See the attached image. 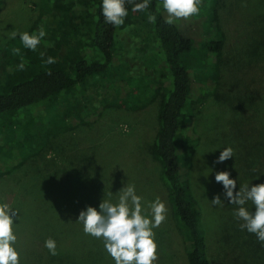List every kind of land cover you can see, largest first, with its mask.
Masks as SVG:
<instances>
[{
    "label": "rangeland",
    "instance_id": "obj_1",
    "mask_svg": "<svg viewBox=\"0 0 264 264\" xmlns=\"http://www.w3.org/2000/svg\"><path fill=\"white\" fill-rule=\"evenodd\" d=\"M38 2L0 0V49L11 39L10 31L37 33L42 28L35 24L33 13ZM224 2L220 23L226 38L219 76L212 94L195 107V205L211 264H264V244L255 234L241 230L243 221L234 215L237 206L230 204L223 185L215 181L218 172L228 171L230 179L237 180L234 192L244 185L264 183V0ZM64 9L67 26L71 14L77 23L86 18L84 0H66ZM188 35L197 50L206 41L196 22L188 24ZM113 64L117 78L123 73L137 88L133 110L118 106L121 91L113 89L111 106L90 124L97 117L92 113L98 108L93 100L99 96L90 103V94L76 87V98L69 94L0 117V204L18 211L13 220L20 264H115L103 241L85 235L77 220L88 206L99 210L103 198L117 203L118 192L127 183L135 185L145 215L157 197L167 209L165 221L153 229L158 245L154 264H188L189 241L174 216L160 166L150 153L161 96L167 90L164 65L150 29L137 22L121 32L114 44ZM108 81L113 84L100 78V83ZM67 105L77 108L68 121L63 118ZM78 114L88 123L75 125ZM40 121L44 127L38 131ZM47 129L56 131L48 136ZM31 130L42 139L36 135L27 146ZM19 141L25 146L18 148ZM227 147L233 149V157L215 163ZM216 195L223 206L211 203ZM245 207L255 211L250 201ZM48 238L56 241L58 255L45 247Z\"/></svg>",
    "mask_w": 264,
    "mask_h": 264
},
{
    "label": "trees",
    "instance_id": "obj_2",
    "mask_svg": "<svg viewBox=\"0 0 264 264\" xmlns=\"http://www.w3.org/2000/svg\"><path fill=\"white\" fill-rule=\"evenodd\" d=\"M65 1L39 0L35 3V24L46 32L36 51L24 48L19 35L15 39L11 38L0 49V70L3 74L0 81L3 83L0 117L3 113L48 104L69 94L76 98V87L81 88L84 94H90V103L94 97L99 96L97 100H93L98 107L92 112L96 116L111 106L108 100L113 95L112 91L118 88L121 91V99L118 100L124 103L118 106H124L127 110L135 109V100L138 103L137 88L131 86L130 80H126L123 73L119 74L120 79L117 78L113 64L114 44L117 36L119 38V34L127 27L130 28L137 22L145 25L150 29L162 58L166 78L164 84L167 88L161 96L157 129L150 153L160 166L161 179L169 190L174 216L189 241L186 249L187 263L211 264L200 214L195 205L193 147L198 142L195 107L204 103L212 94L222 64L226 36L220 23V9L224 6V0H201L198 15L172 24L166 22L168 17L163 10L162 0H149V8L142 12H133V5L126 3L128 16L120 27L104 21L102 0H84L86 18L77 23V18L71 14L67 26L64 17ZM150 13L156 16L155 23L149 22ZM190 22L198 23V31L206 38L198 50L193 47L194 43L188 35ZM32 32L28 33L33 34ZM14 48L20 49V55L13 53ZM41 53H44L43 57ZM21 57L25 62L23 71L17 70ZM48 57H53L56 62L46 64ZM100 78L110 80L113 84L109 81L108 84L100 83ZM103 98L106 100L103 101ZM130 100L132 105L128 104ZM100 103L102 107L99 106ZM76 110V107L67 105L63 118L68 121ZM82 118L85 117L78 114L74 118L77 122L75 125L88 123L83 122ZM97 118L98 116L90 124L95 123ZM42 127L44 125L40 121L38 131ZM48 130L50 129H47L48 136L56 131ZM38 131L31 130L33 135L26 138V145L27 142H34V137L39 136ZM39 139L42 137L39 136ZM24 146L23 141L17 144L18 148ZM31 148L35 151L38 149L36 145Z\"/></svg>",
    "mask_w": 264,
    "mask_h": 264
},
{
    "label": "clouds",
    "instance_id": "obj_3",
    "mask_svg": "<svg viewBox=\"0 0 264 264\" xmlns=\"http://www.w3.org/2000/svg\"><path fill=\"white\" fill-rule=\"evenodd\" d=\"M201 0H162L163 10L167 13V23L172 24L177 20H187L200 12ZM126 3L133 5V12H142L149 8V0L137 3L136 0H102V15L106 23L115 27L124 24L128 16ZM149 22L155 23L156 16L148 15ZM19 39L24 48L36 51L41 41L46 36L43 28L37 33H18L15 29L10 31V38ZM13 53L20 55V49L14 48ZM44 53H41V57ZM56 61L48 57L46 64L51 65ZM17 70H25V62ZM233 157V149L227 147L221 151L215 163H222ZM215 181L221 183L225 197L232 205H236L234 215L240 221L241 230L255 234L258 241L264 244V183L254 186L244 185L237 188V180L230 179L228 171H221L215 175ZM112 194L109 193V196ZM118 202L112 203L110 199H102L99 210L88 206L79 213L77 223L83 225L85 235L103 241L106 252L115 264H154L158 259V245L155 242L154 228H158L166 219L165 204L156 198L148 204L149 214H144L142 198L136 194L135 185L127 183L118 192ZM254 205L255 211L250 212L246 207L247 202ZM211 203L214 206H223L219 195ZM18 216V211L13 210L9 204H0V264H20V253L16 250L17 236L14 231L13 217ZM45 247L53 256L58 255L56 241L48 238Z\"/></svg>",
    "mask_w": 264,
    "mask_h": 264
}]
</instances>
